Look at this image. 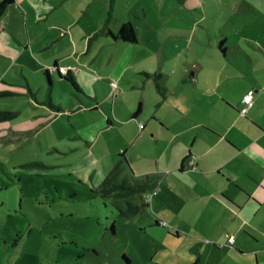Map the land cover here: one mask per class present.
Listing matches in <instances>:
<instances>
[{
	"label": "crops",
	"instance_id": "crops-1",
	"mask_svg": "<svg viewBox=\"0 0 264 264\" xmlns=\"http://www.w3.org/2000/svg\"><path fill=\"white\" fill-rule=\"evenodd\" d=\"M154 1L160 14L149 0H14L0 14V148L45 135L76 141L83 157L119 153L115 188L144 194L128 212L147 216L134 232L150 229L156 249H168L157 264H264V0L235 12L193 0L204 18L176 28L164 26L173 0ZM124 23L136 43L116 37ZM66 66L78 70L75 86L59 75ZM115 135L129 147L110 151Z\"/></svg>",
	"mask_w": 264,
	"mask_h": 264
},
{
	"label": "rangeland",
	"instance_id": "rangeland-1",
	"mask_svg": "<svg viewBox=\"0 0 264 264\" xmlns=\"http://www.w3.org/2000/svg\"><path fill=\"white\" fill-rule=\"evenodd\" d=\"M149 1L151 9L160 14L155 1ZM182 1V7H176L178 0H173L174 6L164 10V26L176 28L179 23L190 27L189 22L204 18L198 10L193 13L189 9L193 0ZM225 1L234 12L243 3ZM148 14L151 20L152 13ZM132 17L139 24V33H143V20ZM201 24L194 27L204 43L206 33L200 29ZM214 27L218 32L215 20ZM254 30L258 29L247 27V31ZM232 32L238 40L239 35ZM188 40L198 45L194 39ZM16 87L15 92L27 90ZM20 124L24 126L23 122ZM111 140L110 151L120 150V144L125 149L129 147L128 141L123 142L116 135ZM74 144L76 141L69 137L62 140L59 136L37 135L26 145L21 142L17 147L0 148V264H157L168 249H156L152 230L134 232L135 223H144L147 216H142L140 210L135 215L128 214L133 206L144 207V194L115 188L117 163L123 157L113 152L114 157L108 160L96 149L83 157L80 149H73ZM14 149L18 150L10 159L8 151ZM100 155L105 159L101 164ZM130 166L135 172L146 168ZM128 175H132L129 170ZM110 176L115 178L114 182L109 180ZM143 188L149 194L153 184ZM145 207L151 213L152 207Z\"/></svg>",
	"mask_w": 264,
	"mask_h": 264
},
{
	"label": "built area",
	"instance_id": "built-area-1",
	"mask_svg": "<svg viewBox=\"0 0 264 264\" xmlns=\"http://www.w3.org/2000/svg\"><path fill=\"white\" fill-rule=\"evenodd\" d=\"M52 70H55V69L52 68ZM58 72H59V75H60V76H62V77H68V76L76 75L77 72H78V70L75 69V68H72V67H69V66L67 67V66H66V67L59 68ZM253 94H254V91L251 89V90H249V91L246 93V95L242 98V100H241L242 107H241V109H240V113H241V114H245L246 111H247V109L251 106V104H252V96H253ZM194 160H195V159H194L193 156L190 157V158L188 159V170L193 171V170L196 169L195 166H194V162H195ZM155 195H156V191H153V192L151 193L150 197H153V196H155ZM150 197H148V198L145 200L146 203L149 202ZM162 225H165V223H162ZM233 243H234V238H233V237H229V238H228V244H229V245H232Z\"/></svg>",
	"mask_w": 264,
	"mask_h": 264
},
{
	"label": "trees",
	"instance_id": "trees-1",
	"mask_svg": "<svg viewBox=\"0 0 264 264\" xmlns=\"http://www.w3.org/2000/svg\"><path fill=\"white\" fill-rule=\"evenodd\" d=\"M14 0H1L0 2V14L13 3ZM117 38L126 41V42H130V43H136L137 42V36H136V32L133 28V26L130 23H124L121 25L118 33H117ZM61 78L66 79L67 81H69L72 85L75 86V83L72 79L71 76L68 77H62Z\"/></svg>",
	"mask_w": 264,
	"mask_h": 264
},
{
	"label": "water",
	"instance_id": "water-1",
	"mask_svg": "<svg viewBox=\"0 0 264 264\" xmlns=\"http://www.w3.org/2000/svg\"><path fill=\"white\" fill-rule=\"evenodd\" d=\"M138 115V112L134 115V117H136Z\"/></svg>",
	"mask_w": 264,
	"mask_h": 264
}]
</instances>
